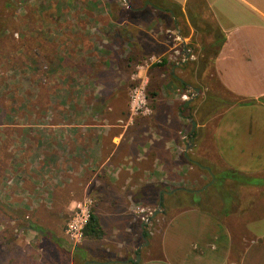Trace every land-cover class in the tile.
Listing matches in <instances>:
<instances>
[{
	"label": "crops",
	"instance_id": "0c3cea01",
	"mask_svg": "<svg viewBox=\"0 0 264 264\" xmlns=\"http://www.w3.org/2000/svg\"><path fill=\"white\" fill-rule=\"evenodd\" d=\"M168 1L173 3L169 14L183 26L184 52L188 44L199 48L198 61L160 65V112L153 125L52 126L51 154L60 151L57 169L65 180L57 204L65 207L86 195L94 197L95 214L119 256L111 264H264V0ZM132 33L136 38L137 32ZM83 34L80 44L94 46ZM128 34L104 31L110 41L103 40L107 58L98 57L94 77L101 84L109 75V100L120 98L127 80L116 72L123 54L117 48ZM159 43L160 55L171 50L167 35H160ZM153 45L138 39L131 58L149 54ZM132 62L127 59L123 65ZM203 85L235 104L217 116L212 114L215 107L188 111L186 104L188 114L182 113L178 102L183 88L194 87L201 95L207 91ZM108 110L110 115L116 112ZM98 111L103 109H97L96 116L101 115ZM118 111L128 114L127 109ZM192 121L198 136L188 145L192 156L185 157L194 165L205 163L211 169L209 179L196 171L185 176L194 187L187 189L192 197L160 192L164 180L181 177L179 141ZM225 170L236 171L240 183L211 187L213 175ZM131 199H161L167 205L168 220L147 239L129 213ZM137 255L140 262H132Z\"/></svg>",
	"mask_w": 264,
	"mask_h": 264
},
{
	"label": "rangeland",
	"instance_id": "374dc122",
	"mask_svg": "<svg viewBox=\"0 0 264 264\" xmlns=\"http://www.w3.org/2000/svg\"><path fill=\"white\" fill-rule=\"evenodd\" d=\"M6 1H11L16 10H7ZM146 1L0 0V16L6 21L0 37V264H79L65 251L79 246L91 247L95 253L94 261H118L108 232L99 242L84 237L77 246L68 237V225L76 215L77 206L91 201L89 211L96 213L97 203L94 197L86 195L65 207L57 204L56 194L63 189L65 180L61 177L64 172L57 169L61 163V157L57 155H61L60 151H56L55 156L51 154L55 149L50 143V131L52 126L61 125L114 123L128 127L142 122L157 123L160 71L156 66L164 65L166 61L175 65L184 61L195 63L200 51L188 44L184 52L182 23L178 19L175 22L172 17L174 23L171 22L169 17L152 7L150 0ZM133 8L140 9L137 10L140 13L129 14ZM116 9L119 11L113 13ZM104 31L129 33L124 36L122 47L117 48L123 54L122 66L116 74L122 78L126 76L127 80L120 87V98L113 97L112 100L108 99L111 93L109 75L103 77L107 82L101 84L102 81L94 77L98 57L101 61L107 58L103 40L110 41L104 37ZM132 31L137 32L136 38L148 41L150 45L155 43L149 48V54L131 58L135 57L133 47L138 40ZM80 33H84L83 37L88 38L95 50L80 44ZM162 34L167 35L171 44V50L165 55L158 53ZM186 53L190 54L187 60ZM127 59L133 61L129 67L123 65ZM200 88L207 91L201 95L194 87H185V91H181L178 107L185 115L190 109L204 106V99L211 89L204 85ZM136 92L145 98V110L149 112L146 115L132 109ZM101 93L106 99L100 98ZM189 101V110H183ZM109 108L116 112L110 115ZM97 109H103V112H97L100 116L95 114ZM123 109H127V115L116 114ZM195 132L190 123L181 133V177L177 181L164 180L162 188L166 191L194 188L185 176L190 171L201 172L184 159L187 155L192 156L188 145L192 144ZM155 202L130 200L129 213L143 227L140 236L148 232V227L135 214L137 208L156 212L154 234L170 216L165 215L166 208ZM17 211L24 213L23 218ZM37 225L58 235L64 241V248L40 234ZM142 242L141 238L139 245L142 246ZM122 257L125 261L126 256Z\"/></svg>",
	"mask_w": 264,
	"mask_h": 264
},
{
	"label": "trees",
	"instance_id": "16d2710c",
	"mask_svg": "<svg viewBox=\"0 0 264 264\" xmlns=\"http://www.w3.org/2000/svg\"><path fill=\"white\" fill-rule=\"evenodd\" d=\"M150 1L152 2V7L155 10H157L158 13H161L162 15L169 17L168 19L171 22H173L171 20V15L169 14V11L171 8L170 5L173 4L172 2H170L168 0H150ZM146 2H144V4H146ZM5 6H6L7 10H9V9L16 10V6H14V4H12L11 1H6ZM137 10H140V9L133 8V9L129 10V14H134V12H137ZM116 11H119V10L116 9L115 11H113V13H115ZM137 13H140V12H137ZM5 27H6V21L2 20V18L0 16V37L4 33ZM156 68L160 71V65H157ZM262 101L264 102V99H262ZM234 104L235 103L233 101L231 102L230 100H225L224 98L218 96V94H216L215 92L208 91V95L204 99V106L201 109V111L204 112V109H208L209 107H215L214 110H216V111L215 112L213 111V113H212L214 115V114H216L217 111L222 112L225 108L232 106ZM183 110H186L184 108V106H183ZM197 136H198V132L193 133L192 139L195 140L197 138ZM184 160H185V163L192 164V163H190L189 160H187V159H184ZM198 164L201 165L202 167H208L203 162H200ZM198 164L197 165L192 164V165L195 166L202 174H206V175L210 174L208 171L201 168ZM216 173H217L216 174V182L214 183V185L211 186L213 188L225 187V185L228 184L229 181H232V184H233L232 188L236 187L237 183H240V180L236 177V174H237L236 171L225 170V171H220V172H216ZM204 186H201V188H203ZM184 189H186V188H182L181 190H179L177 192V194L179 196H185V197H189V196L192 197L193 196V194L191 192H189L187 189L186 190H184ZM162 190H163V188L161 187L160 192H162ZM187 202L183 203V205H185L184 207H187V204H188ZM155 205H162L163 208H166L165 215L166 214L168 215L169 212H167V210H168L167 205L165 204L164 201H162L161 199L159 201V199H157L155 202ZM17 212H18L19 216L21 218H23L24 213L22 211H17ZM36 229L44 237H49L57 246H59L60 248H64V243H63L64 241L60 237H58V235H56L55 233L49 231L48 229H46L45 227H42V226L37 225ZM84 235H85V239L88 241H91V242H99L106 235L105 230L102 228L99 216L93 212L90 214V220H89L87 226L85 227ZM143 236L148 237L146 232H143ZM65 251L69 255H72L74 257L75 261L78 262L79 264H87L88 262L94 261L93 257H95V253L91 247L79 246V247L74 248V250L65 249ZM98 262L103 263V264H111L110 262H107V261H98Z\"/></svg>",
	"mask_w": 264,
	"mask_h": 264
},
{
	"label": "built area",
	"instance_id": "2783aa9c",
	"mask_svg": "<svg viewBox=\"0 0 264 264\" xmlns=\"http://www.w3.org/2000/svg\"><path fill=\"white\" fill-rule=\"evenodd\" d=\"M187 99V97H184ZM145 98L142 96L141 93L136 92L133 95V101H132V109L135 111V113H142L144 115L148 114V110H145ZM84 204V205H82ZM79 204L77 206L76 215L73 217L71 222L68 225L67 229V235L70 238V240L77 246L78 244H81L85 235L84 230L87 226L89 220H90V214L89 211V204H91V201H85L84 203ZM135 214L141 219L143 225L145 227H148V235H153V226H154V216L156 212L152 211L151 209L146 208H137L136 211H134Z\"/></svg>",
	"mask_w": 264,
	"mask_h": 264
},
{
	"label": "water",
	"instance_id": "95a60500",
	"mask_svg": "<svg viewBox=\"0 0 264 264\" xmlns=\"http://www.w3.org/2000/svg\"><path fill=\"white\" fill-rule=\"evenodd\" d=\"M171 15H172V18L175 20V22H176V18H175V16H174V14L171 12ZM186 52V51H185ZM190 58V54H187L186 53V59H189ZM199 91H197V93H198ZM190 104V101L189 102H187L186 103V106H188ZM192 125H193V131H195L196 130V123L194 122V121H192ZM190 148V147H189ZM199 165V164H198ZM201 168H203V169H205V170H207V171H209V172H211V169L210 168H208V167H202L201 165H199ZM215 179H216V177L213 175V181H212V183L215 181ZM211 185V184H210ZM209 186V185H208ZM207 188V187H206ZM179 190H181V189H177V190H174V191H172V192H170V194H174V193H177ZM184 190H186V189H184ZM162 205H160V207H161ZM145 239H147V237H145ZM140 260H141V257H140V255H137V260H132V262H137V263H139L140 262Z\"/></svg>",
	"mask_w": 264,
	"mask_h": 264
}]
</instances>
